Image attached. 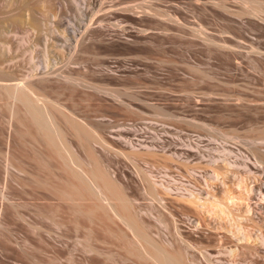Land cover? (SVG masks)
I'll list each match as a JSON object with an SVG mask.
<instances>
[{
    "label": "rangeland",
    "instance_id": "obj_1",
    "mask_svg": "<svg viewBox=\"0 0 264 264\" xmlns=\"http://www.w3.org/2000/svg\"><path fill=\"white\" fill-rule=\"evenodd\" d=\"M0 21V82L36 80L68 137L0 92V264H160L88 190L71 194L68 140L123 188L113 201L143 245L186 264H264V0H0ZM123 137L154 151L132 161ZM210 185L234 225L201 205Z\"/></svg>",
    "mask_w": 264,
    "mask_h": 264
},
{
    "label": "bare ground",
    "instance_id": "obj_2",
    "mask_svg": "<svg viewBox=\"0 0 264 264\" xmlns=\"http://www.w3.org/2000/svg\"><path fill=\"white\" fill-rule=\"evenodd\" d=\"M260 12V9H256V12ZM1 22V21H0ZM2 25H0L1 27ZM3 27V26H2ZM2 75V74H1ZM6 75V73L4 74ZM7 77V76H6ZM6 77L5 76H0V81H6ZM65 77V76H64ZM8 78V77H7ZM45 78V77H43ZM67 78L69 81L71 82H74V81H77L76 78L74 79L73 77L71 76H68L67 75ZM10 80H12V77H9ZM14 79V78H13ZM33 80V79H32ZM8 81V79H7ZM36 82V80H35ZM34 80L33 81H28V82H10V83H4V82H0V92H5L10 98H12V100H14V103L16 102H23L25 103L24 107L26 108V105H28L27 107V111L29 116L32 117L31 119H33L34 123H36L37 125L40 126L41 130H44L46 132L45 135H47V137H51L50 139L53 138L56 139L57 137H65L64 140H67L66 138L67 135L66 133L64 134L62 132L63 128L61 129V124H59V122L57 123V125H55L54 121H52V119L49 117V114H48V111L47 109L45 108V106L41 103H39V101L35 98V96L33 95V91L34 89L36 88V84H35ZM75 83V82H74ZM78 83V82H77ZM34 85H36L34 87ZM98 86H96L97 88ZM36 91V90H35ZM34 91V92H35ZM37 94V93H35ZM38 95V94H37ZM40 98V97H39ZM38 98V99H39ZM41 104V105H40ZM50 112V111H49ZM68 117V116H67ZM66 117V120H68ZM74 118L72 119H69L68 122H69V125L71 124L72 125V129L74 130V127L76 126L75 124V120ZM75 123V124H74ZM74 124V126H73ZM70 125V126H71ZM78 125V123H77ZM81 126H78V129L80 128ZM75 129H77V126L75 127ZM77 129V130H78ZM87 130L86 128H80L79 129V133L77 130H74L76 132V134H79V135H76L77 137H79L81 143L83 145L87 144L88 143V140L86 137L83 138V136H86V134H89V132L87 133L85 130ZM80 130H83L82 132H80ZM88 131V130H87ZM43 132V133H45ZM66 132V130L64 131ZM86 132V134H84ZM63 133V135L61 136V134ZM81 133H83V135H81ZM57 136V137H56ZM88 138H89V135H87ZM56 137V138H54ZM86 138V139H85ZM124 139L126 138V142L130 144V147H131V153L127 152V151H120L122 153V155L124 157H127L129 159H131L132 161H134V154L136 155H140L141 153L145 152V151H154L153 147L151 146H147L145 145L144 146V149L145 151H142L140 150L141 148H137L136 146H134L132 144V140L131 139H127V137H123ZM63 139H59V140H62L64 141ZM85 140H87V143H85ZM55 142H57V140H54ZM70 141V140H68ZM67 141V142H68ZM52 144H54L55 142L51 141ZM66 142V141H65ZM56 143L57 144V147L59 148V145L61 146L62 150L64 151L65 150V156L66 157V163L68 164L66 167L68 169V171H70V174L71 176H74L73 178L76 177V181L75 182H72V189L69 190V191H72L68 193L70 194H73V189L75 190L76 192V189L77 191L80 190L81 191H84V190H88V193L91 195H93L96 200V201L100 206L102 207L103 209H105L107 211V213H109L108 215H110V217H112V219L115 221V219L117 220H121V221H126L127 224L129 225V227L131 228L132 232H133V236L130 237V240L129 242H131L132 246L136 248L134 249H137V251L145 256V257H148V259H151L153 260L152 262H155V263H160V264H186L184 261H182L178 256L177 254L173 253V252H170V251H165L164 252H158V251H154L152 250L150 247L146 246V245H143L139 238L137 237L138 236V225L135 224L133 225V219L132 217L128 216V215H125L123 210L120 209L116 203L113 201L114 199H116L119 203H123L126 199V194L123 190V188L115 183L114 181H112L105 169V167L99 162V159L98 157L96 156V154L92 151V149L88 150L89 152V158L91 160V162L86 165V160L84 159V157L78 153V149H76L72 144H71V141L69 143ZM103 144V143H102ZM105 144V143H104ZM55 145V144H54ZM56 146V145H55ZM89 149V148H88ZM61 150V149H60ZM215 160V159H214ZM213 163H216L217 162H213ZM220 170L215 167L214 170H213V177L215 178H220ZM222 179V177H221ZM222 182L223 184L225 185V179H222ZM241 184V181L239 182ZM76 188V189H75ZM168 188V186L166 187ZM83 189V190H81ZM168 189H172L171 186H169ZM90 191V192H89ZM152 193L160 198V195L158 193V191L153 187V189H151ZM74 192V194H75ZM80 192H76V194L80 195L81 193ZM87 192V191H86ZM193 191H191V193H189L191 195V197L194 199V200H197L196 199V194L192 193ZM83 193V192H82ZM207 196H206V200H203L202 197H199V199L201 200V205H206L207 204V207L208 209L210 210L209 212H211L212 214H216L218 216H221V218L224 217V215L228 213V216L225 215V217L228 218V222H230L231 225H234V221H237L239 219V217L237 218V216H234L232 215L230 212H227L225 210L226 208V203L224 201V199L218 195L217 193V190L214 186L210 185V188L209 190L207 191ZM83 195V194H82ZM79 205V209L81 211V207H80V204L78 203ZM258 206H261L263 205L261 202L260 203H257ZM248 206H249V211H251L253 208V203H248ZM229 207V206H228ZM81 208V209H80ZM95 207H89L88 209L91 211L90 213H92V211L94 212ZM86 209V211L88 210ZM88 210V212H89ZM229 211L232 210L231 207H229L228 209ZM84 211V209H83ZM222 212V214L220 213ZM232 213L233 210L231 211ZM223 213H225L223 215ZM239 216V213L237 214ZM130 218H132L130 220ZM117 220V221H118ZM130 220V222H129ZM123 221V222H124ZM125 223V222H124ZM239 226V230L241 229V225L240 224H237ZM237 226V227H238ZM128 227V228H129ZM224 227V226H223ZM129 228V229H130ZM238 229V228H237ZM233 233H237L238 234V230L237 232L235 231V229H230ZM237 239L238 241L240 236L239 234L237 235ZM240 243V242H239ZM230 251H233V249H231ZM211 260V259H210ZM212 261V260H211ZM211 264H216L214 262H212Z\"/></svg>",
    "mask_w": 264,
    "mask_h": 264
}]
</instances>
